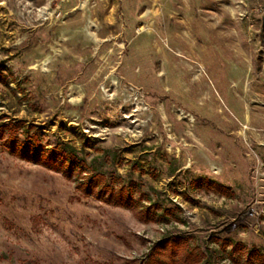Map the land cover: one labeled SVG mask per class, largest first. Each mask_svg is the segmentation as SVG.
<instances>
[{
    "label": "rangeland",
    "instance_id": "rangeland-1",
    "mask_svg": "<svg viewBox=\"0 0 264 264\" xmlns=\"http://www.w3.org/2000/svg\"><path fill=\"white\" fill-rule=\"evenodd\" d=\"M263 16L0 0V264H145L179 237L209 264H264Z\"/></svg>",
    "mask_w": 264,
    "mask_h": 264
},
{
    "label": "trees",
    "instance_id": "trees-1",
    "mask_svg": "<svg viewBox=\"0 0 264 264\" xmlns=\"http://www.w3.org/2000/svg\"><path fill=\"white\" fill-rule=\"evenodd\" d=\"M262 27L261 43L264 47V16ZM64 160L68 163V173L72 172L76 168L79 169L80 162L74 160L72 156L64 158ZM52 163L53 162H51V164ZM103 180L104 178H102V176L95 175L91 177L88 182L83 185L86 188V193H89L92 189L97 188L100 194H104V186L99 185ZM108 195L115 199L114 203L125 206H128L131 203V196L129 194H124L121 189L117 192H113L111 190ZM187 239L188 238L179 237L159 244L152 250L145 264H209L206 254L199 249L186 244ZM180 246H182V255L178 254V247Z\"/></svg>",
    "mask_w": 264,
    "mask_h": 264
},
{
    "label": "water",
    "instance_id": "water-1",
    "mask_svg": "<svg viewBox=\"0 0 264 264\" xmlns=\"http://www.w3.org/2000/svg\"><path fill=\"white\" fill-rule=\"evenodd\" d=\"M263 25V24H262ZM263 30V27H262V29H261V31Z\"/></svg>",
    "mask_w": 264,
    "mask_h": 264
}]
</instances>
